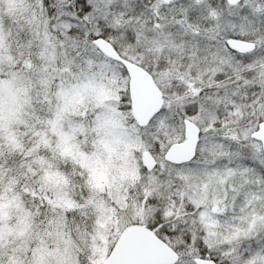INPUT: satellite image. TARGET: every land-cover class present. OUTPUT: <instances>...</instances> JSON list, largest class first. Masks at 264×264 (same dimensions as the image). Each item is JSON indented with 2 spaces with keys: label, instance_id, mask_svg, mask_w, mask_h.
I'll return each mask as SVG.
<instances>
[{
  "label": "snow or ice",
  "instance_id": "obj_1",
  "mask_svg": "<svg viewBox=\"0 0 264 264\" xmlns=\"http://www.w3.org/2000/svg\"><path fill=\"white\" fill-rule=\"evenodd\" d=\"M0 264H264V0H0Z\"/></svg>",
  "mask_w": 264,
  "mask_h": 264
}]
</instances>
